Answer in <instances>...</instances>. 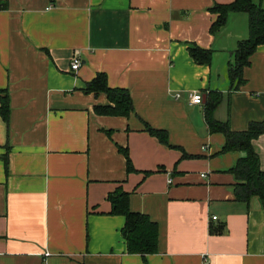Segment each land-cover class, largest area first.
<instances>
[{
	"label": "crops",
	"instance_id": "0c3cea01",
	"mask_svg": "<svg viewBox=\"0 0 264 264\" xmlns=\"http://www.w3.org/2000/svg\"><path fill=\"white\" fill-rule=\"evenodd\" d=\"M232 1L0 0V88L10 106L8 123L0 117V264H264V205L234 195L230 169L244 153L220 152L224 135L208 131L204 101L188 97L221 91L213 116L231 130L264 121V44L245 82L229 89L247 14L230 12L209 32L210 7ZM194 46L212 50L210 64L192 60ZM98 72L128 90V116L94 111L109 103L84 92ZM252 146L264 171V133ZM117 187L157 223V252L145 263L126 250L124 217L110 212Z\"/></svg>",
	"mask_w": 264,
	"mask_h": 264
},
{
	"label": "trees",
	"instance_id": "16d2710c",
	"mask_svg": "<svg viewBox=\"0 0 264 264\" xmlns=\"http://www.w3.org/2000/svg\"><path fill=\"white\" fill-rule=\"evenodd\" d=\"M210 12L215 18L210 24L209 32L215 33L224 25L230 12H245L248 19V36L237 43L233 51V58L228 63L229 89L237 90L245 82L242 71L249 65V57L258 45L264 44V8L255 4L253 0H233L230 3H215L210 7ZM188 53L197 64H210L212 50L198 46L190 47ZM86 93L103 92L108 104L94 106L97 114L128 116L133 112V104L128 90L124 87H110L106 81V75L98 72L86 83ZM223 93L218 90H208L203 102L204 119L208 131L221 132L224 135V143L220 152H243L230 171L238 182L234 186L236 200L248 205L252 197H257L264 205V171L259 165V157L252 146L253 139L264 133V121L250 122L245 130H231L226 121H219L213 116L217 105L221 102ZM10 113L9 95L6 88H0V117L8 123ZM144 129L157 140L167 146V133L165 130L151 127L144 122ZM119 152L125 157L127 172L133 171L127 148L118 146ZM151 171H145L149 174ZM107 200L111 204V213L124 217L121 235L126 244V250L131 254H138L146 262V256L157 252L158 227L157 223L148 215L133 211L129 208V192L117 187L107 194Z\"/></svg>",
	"mask_w": 264,
	"mask_h": 264
},
{
	"label": "built area",
	"instance_id": "2783aa9c",
	"mask_svg": "<svg viewBox=\"0 0 264 264\" xmlns=\"http://www.w3.org/2000/svg\"><path fill=\"white\" fill-rule=\"evenodd\" d=\"M51 5H49L47 8H50ZM81 62H80V58L78 56H74L70 62V67L73 70H76L79 66H80ZM175 97H178V94H176ZM188 97H189V102L191 104H201L203 101V95L196 90L190 91L188 93ZM214 218V217H213Z\"/></svg>",
	"mask_w": 264,
	"mask_h": 264
},
{
	"label": "water",
	"instance_id": "95a60500",
	"mask_svg": "<svg viewBox=\"0 0 264 264\" xmlns=\"http://www.w3.org/2000/svg\"><path fill=\"white\" fill-rule=\"evenodd\" d=\"M203 101H204V97H203Z\"/></svg>",
	"mask_w": 264,
	"mask_h": 264
}]
</instances>
